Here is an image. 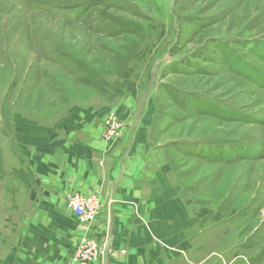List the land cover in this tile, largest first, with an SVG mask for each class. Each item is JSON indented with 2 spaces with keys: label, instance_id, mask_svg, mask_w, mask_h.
Returning <instances> with one entry per match:
<instances>
[{
  "label": "rangeland",
  "instance_id": "1",
  "mask_svg": "<svg viewBox=\"0 0 264 264\" xmlns=\"http://www.w3.org/2000/svg\"><path fill=\"white\" fill-rule=\"evenodd\" d=\"M263 59L264 0H0V155L47 126L119 141L123 119L113 139L104 119L137 100L162 203L184 217L162 242L176 264H264Z\"/></svg>",
  "mask_w": 264,
  "mask_h": 264
},
{
  "label": "crops",
  "instance_id": "2",
  "mask_svg": "<svg viewBox=\"0 0 264 264\" xmlns=\"http://www.w3.org/2000/svg\"><path fill=\"white\" fill-rule=\"evenodd\" d=\"M123 99L113 110L124 121L119 141L104 139L95 125L100 139L94 142L82 139L84 130L73 125L58 132L47 126L44 137L19 155H0V181L7 174L16 181L0 186V264H71L85 238L106 244L94 264L183 262L184 255L162 244H174L171 235L181 230L184 217L162 203L165 187L151 169L146 110H134L129 101L137 100ZM22 190L23 203L14 198ZM72 192L96 195L100 214L82 222L66 207ZM111 250L126 252L113 257Z\"/></svg>",
  "mask_w": 264,
  "mask_h": 264
},
{
  "label": "built area",
  "instance_id": "3",
  "mask_svg": "<svg viewBox=\"0 0 264 264\" xmlns=\"http://www.w3.org/2000/svg\"><path fill=\"white\" fill-rule=\"evenodd\" d=\"M121 120L114 112L109 113L104 119L105 134L107 139H113L121 130ZM66 207L72 211L82 222L94 220L101 210V203L96 195H84L77 192L69 193L66 197ZM106 244L91 238L83 239L76 250L71 264H94L106 252ZM126 251L111 250L110 255L117 257Z\"/></svg>",
  "mask_w": 264,
  "mask_h": 264
},
{
  "label": "trees",
  "instance_id": "4",
  "mask_svg": "<svg viewBox=\"0 0 264 264\" xmlns=\"http://www.w3.org/2000/svg\"><path fill=\"white\" fill-rule=\"evenodd\" d=\"M261 42V41H260ZM251 54H253V53H251ZM259 58V57H258ZM264 60V59H263ZM249 65V64H248ZM250 68L253 70V72H254V79H256V80H259V79H262V78H264V70H262V68L261 67H258V66H256L255 68L254 67H251L250 66ZM209 111V113H212V114H214V113H216L215 111H213V109H208ZM216 115V114H215ZM217 116H219V117H222V115H219V113L217 114ZM227 118H232V116H228ZM241 149H243L244 150V148H241Z\"/></svg>",
  "mask_w": 264,
  "mask_h": 264
}]
</instances>
